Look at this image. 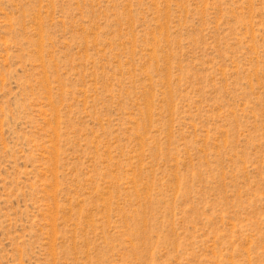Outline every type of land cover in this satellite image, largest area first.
Returning <instances> with one entry per match:
<instances>
[{"label":"rangeland","instance_id":"1","mask_svg":"<svg viewBox=\"0 0 264 264\" xmlns=\"http://www.w3.org/2000/svg\"><path fill=\"white\" fill-rule=\"evenodd\" d=\"M0 264H264V0H0Z\"/></svg>","mask_w":264,"mask_h":264}]
</instances>
